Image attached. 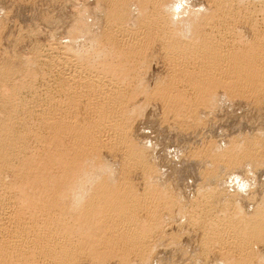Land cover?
<instances>
[{"label": "rangeland", "instance_id": "374dc122", "mask_svg": "<svg viewBox=\"0 0 264 264\" xmlns=\"http://www.w3.org/2000/svg\"><path fill=\"white\" fill-rule=\"evenodd\" d=\"M111 1L112 0H0V92H3L2 94L0 93V127L3 128L4 126L5 128V126H7L9 128L3 130L0 128V135L3 137L4 134L3 138H5V140L12 139L10 140V142L12 141L11 146L15 147V151L13 148V150H10L12 153L10 152V155L7 154V158L10 157L7 159V162L10 161V165L5 170L2 169V171H0V180H2L6 186L11 187L13 185V187H16L17 190L14 188V192H19L17 194L19 200L16 205L20 206H18V208L26 216L24 221L29 225L35 224L34 222L36 221L38 225L42 224L40 220L43 221V219L39 218H44V216H46L44 214L45 206L43 202H45V205L47 204L54 207L55 202L53 205L52 203H49L52 201V198L49 197V195L46 197V193L48 192V194L51 195L52 193L55 194L58 188L57 192H59L61 188H66L58 193L60 199L59 202L61 203L57 202L56 206L58 204L59 207H71L70 209L72 212H70L71 210L68 211L69 209L66 210L72 215L71 217L69 214L70 216L67 218L69 221H67V223L70 222V230L73 229V232L75 230L73 225L76 226V229H78L75 231L76 235L79 233L81 234L74 236L75 233L70 232L71 236L75 238L74 241L76 242V245H79L80 248L82 247L83 250H86L82 251V253L85 252V255L83 253L78 258L79 263L76 264H242L241 260L244 261L245 259H242L239 250L243 246L241 247L240 245V249L236 247L238 246V241L232 238V235H234L233 233H231L232 235L229 234L232 232V230L230 231L229 226L233 220H236L233 223H236L235 226L237 229H240L242 225L245 224L244 222L242 223L237 220L239 216L238 214H241V216H239V219L242 218L241 220H243L244 217L251 220L253 219V214L259 210L258 208H260V211L262 210L261 213H264V80L263 83L261 82L262 80L260 81L261 83L257 81L255 83L256 85L249 83L245 84V87L240 86L239 90L242 89L240 90L241 92L238 90L239 86L236 87L237 90L234 88L233 90L235 91H233L232 88L228 87L229 84L225 81L224 84L219 83V88L216 86L214 92H208L206 87L209 86V82L211 79H214V77H210L211 79H205L207 81L204 80L203 85L205 84V87L203 86V88L202 86H193L192 81L190 80L192 78V73L190 72H193V70L194 72L197 71L194 69L195 65H192V67L190 66L191 68L188 66L187 70H183L184 68L181 70L179 68L178 70L176 69L177 72H174L175 68H177L175 67L176 64L174 65V63H176L175 60L178 61L180 58L175 56V60H173L174 58L171 59V61L169 60V55H167L168 53L166 52L168 49H165L164 45H162V38L160 39L158 36L150 35V38L147 39L148 43L146 45L148 48H144L141 53H138L135 49L132 50L133 48H131L130 53L128 51L130 50V46L126 47L128 46L127 42L130 43L134 38L132 34L136 36L142 35L146 33L148 28H152L151 24V26L148 27L147 25L151 23L149 19L152 16V11H154V6H156L152 3L156 4V0H126L125 5L127 6L124 5L125 7H123L127 9L128 19L126 20L128 21L125 20L123 23L124 25L120 24V27H116L118 20H114L117 22H115V25L112 22L113 19H116L115 14L118 10L113 13L116 8L112 6L113 4ZM225 1L228 2V8L220 6L217 0H168L171 7H167V11L169 12L170 10V12L167 13L174 21L171 23L172 27L170 26V29L175 31L174 35L176 39L180 42L185 41L184 43L189 42L187 44H190L191 42L192 46V44H199L201 42L198 35L203 34L206 36L209 35L210 37L212 36L211 39H215L214 41L216 42L221 41L220 43L224 46L227 45L225 48H229L230 51L241 50L239 52H248L249 49V51L252 49L254 50V46L256 51V46L261 39L264 43V1ZM174 3H177V6H174ZM112 15L113 19L111 17ZM146 18H148V21ZM109 25L113 26V29L111 26L109 27ZM121 25H123V28ZM125 25L126 27H124ZM116 28L121 30H117ZM124 28H128V30H126H130L129 33L126 32ZM114 29L119 32H114ZM122 29L124 30V33ZM110 30L114 33L117 32L122 36L114 34L113 32L111 33ZM107 32H110V34ZM147 32L149 34H155L152 33L153 30L151 32L148 30ZM125 33L128 34L126 35ZM107 34L109 37H111L112 34L115 36L117 35L118 37L116 36V39L114 36L112 37L114 40H111L117 41V43H120V46L110 39H107ZM128 36L130 38H128ZM122 38L123 40L125 39L126 42H124L125 40H121ZM195 39H199V42L195 41ZM122 42L123 44L126 43L124 44L125 46ZM107 43H111L112 45H108ZM232 47L233 49H236L233 50ZM106 48L108 49V51L106 50L107 52L104 50ZM121 48L126 52L124 50V52H121ZM112 49H114V51ZM66 54L70 56L66 58ZM185 56L189 59L191 57L190 52L188 51L187 54L185 53ZM65 58L68 60H65ZM81 58L84 60L82 61ZM61 60L62 62H60ZM65 61L67 62L65 63ZM73 61L76 64H74ZM71 62L72 64L69 66ZM83 64L87 66H84ZM260 64H263V62L261 63L260 61L259 65ZM78 65L80 68L92 70V72H86L84 70L83 72L85 73H83V76H90V78L95 76V78H97L96 76L101 75L100 77H109L113 80L115 78L118 83L115 80L114 81L118 86L120 85V90H123L122 94H125L126 96V92H129L127 95V98H129L127 99L128 102L126 101V105L124 104L125 107H128V109H126L127 111L122 108V110L116 108V112L113 114L114 116H118L117 114H119L120 117H118L120 120L123 118L124 121L121 120L122 122H125L123 123V127L127 126L125 137L127 136L126 138L129 141H117V138L115 139L116 142L114 141L113 143L111 141H104L110 137V134L112 135V133L115 132L116 127L111 131L110 126H104V128L100 130L101 132H98L97 129L99 128H97V124L99 123L97 122V118H100V113H95V109H93L94 107L87 105V101L89 100L88 95H86L88 94L87 87L81 88V90L78 87V84L80 85L78 82H80L81 77H83L76 72L78 70L74 69H80L79 67L77 68ZM89 65L91 67H89ZM71 66H73V68ZM107 67L109 69H107ZM7 71H9V73H7ZM189 73L191 74L190 77ZM70 76L75 79H70ZM3 78H5L6 81L2 80ZM120 79H122V81ZM3 82L6 84L4 83L3 85ZM69 82L74 84L68 85ZM16 84H24L22 85L24 87L20 85L22 93L13 100L14 103H16L10 105L9 103L12 102H9L7 98L11 97L10 91H15L18 89L17 87H20H15ZM76 85L78 88H76ZM74 86L75 89H73ZM68 87H72V89H69ZM167 88L169 91L165 92L164 89L167 90ZM177 89L183 93V96L185 97V99L182 100H184V102L188 101L185 104L182 102L184 107L181 106V111L178 107L176 109V107L172 108V106H169L167 101H165L167 100L166 97L163 96L164 94H169L173 91L176 93ZM6 90L10 91L7 92ZM79 90L80 92H83V95ZM13 93L14 92H12V94ZM201 93H204V95ZM135 95H137V98ZM208 95H210V98H208ZM200 97L202 100L199 99ZM4 106L6 107L3 108ZM19 106L21 109L24 107L20 113L11 110L13 107L17 108ZM121 107H123V105H121ZM117 109L120 112H117ZM122 112H124V114ZM126 112H128V114ZM51 114L52 117H50ZM186 116L189 118L187 119ZM10 118L14 120H11ZM70 123L72 125L68 127V124ZM9 124L10 126H8ZM63 127H65L64 130ZM80 127H83L82 129L85 127H95L94 131L95 129L97 130V133L95 132V134L93 133L92 136H89L90 138H88V136L84 139L81 138L83 143L86 139L84 145L81 143V139H78V141L80 140L79 142L75 141L77 140L75 138L77 133L82 131ZM70 129H73L74 134H76L74 135L73 132H71L74 135L75 140L72 138L73 135L71 134V136L68 137ZM9 130H11V132H9ZM13 132L15 134L14 137ZM5 133L8 134L6 135L8 138L5 137ZM3 138L2 140H4ZM15 139L18 140V144L16 143L17 145L13 143V141H16ZM60 139H62V141ZM8 140H6L5 143L10 145ZM100 140L104 141V144H101ZM59 141L60 143H58ZM79 143H81V145H76ZM98 143L101 145H97ZM6 144H4V146L1 144L0 150L1 148L3 149V147H6ZM16 146H18V148H16ZM131 146L133 152L137 151L136 154L144 151L142 153H144L145 158L140 157L139 154V156L136 154L132 156V154H134L133 152L128 153ZM133 147L138 149L135 150ZM144 147L145 149H143ZM82 151L84 153H81ZM224 151L226 154L230 152L232 158L229 159L228 154V157L225 156V154H223ZM11 154L13 155L11 156ZM220 154L223 155L221 156ZM216 155L219 157H216ZM13 156H20L21 158L19 159V157L15 158ZM22 159L25 160V163H22L24 162V160L21 161ZM133 159H139V161L142 160L145 165L140 166L137 162L134 163L132 161ZM12 160H14V163ZM52 160H55V162ZM67 160H69V162ZM76 161H78V163ZM47 163L51 164L50 167L47 166L49 165ZM69 163L71 165L76 164V166H71ZM57 167H59V169ZM29 174L33 175L30 177ZM24 175L26 178H24ZM154 175L156 176L154 177ZM25 180H28V182ZM44 181L46 184L43 183ZM24 183L25 185L28 183V185L24 187ZM124 183L125 185L127 184L126 188H131V190L136 193H133L134 196L136 195L135 197H141L139 198L141 199L139 201H144L140 204L141 208H137L135 215L136 220L139 217L137 220L138 223L141 226L144 225L145 229L148 230L150 227V230H152H148L149 233L145 236V241L143 239L145 242V244L143 242V246H145V249H142L143 252L133 250L135 252L132 251L131 254L128 247H125L127 244L126 241L118 242L120 244L116 243L115 245V235L116 232H118L116 229L119 227L114 228L113 226L108 225L110 224L108 223L110 221H106L108 224L104 222L105 220H108V217L106 216L109 215L112 206L109 205V208L108 205L102 201L101 203L103 205L100 204V206L98 204L100 209L96 207V211L93 213L94 216L91 214L92 212L90 213L86 210L90 204L89 202L92 200L91 196L101 192L102 190L100 191L98 189H103L104 184H106L109 189L108 191L104 190L106 196L113 200L114 197L112 194H114L119 186L124 188ZM148 189L150 192L152 190L153 197L155 195L154 198H151L152 200L150 199L151 201H146L148 197L146 195L149 193V191H147ZM111 191L112 193H110ZM22 195L24 196L22 197ZM156 195L157 197L159 196L158 198L161 196L163 199H166L169 204L167 201V204H165V202L162 203V200L160 203L158 201L155 202V199H157ZM209 197L211 199H207ZM45 198H48L49 202L46 201L48 199L45 200ZM208 202L212 205H209ZM68 203L70 204V207L68 206ZM56 206L55 208H57ZM39 207H41V210L38 209ZM42 207H44V209ZM107 208H109V210ZM102 209L105 210L103 211ZM42 211L43 213H41ZM149 212L152 213V215ZM87 213L89 215L91 214L93 217L89 216ZM154 213L157 214L153 216ZM234 213L237 214V219H234L236 218ZM34 214L36 215L34 216ZM89 217L92 219H89ZM249 217H251V219ZM262 217L263 219L259 218V222H261L260 225L262 224V232L254 233L253 235H250V237L243 236V240L246 241H243L245 242V246H249L246 244L250 243L249 241L252 237L251 241H253L251 243L253 244L250 245L252 247H248L249 252L247 251V253L252 252L251 255L254 256L247 258L243 264L247 262L248 264H264V214H262ZM228 218H232V221H228ZM210 219L213 220L209 221ZM217 220H220V222ZM222 220L224 222H222ZM214 222L216 223L214 224ZM217 222H222V228L226 229L228 232L226 233L222 229V231L226 233H224L225 236L222 234L223 232L220 234V237L224 236L222 240H219L220 237H217L218 234L216 235L218 230L215 231V229L219 226ZM224 224H226L228 228L224 227L226 226ZM104 225L106 226L104 227ZM244 226L245 225H243V227ZM232 227L233 226H230L231 229ZM110 229L113 230L115 234H113ZM121 229L123 230V228ZM100 230L105 233H102ZM109 232H112L110 233L111 235H109ZM214 232V235L216 236L213 235V237L211 234ZM237 232H240V230ZM207 234H210L212 237L209 236V239ZM81 237L86 241L81 240ZM107 237L112 239L110 241H114L110 242ZM216 237L218 239H214L213 241L212 239ZM106 240L109 241L110 244ZM79 241L80 243H78ZM81 242H83V245ZM221 242L223 243L220 244ZM117 244L118 247L115 248ZM106 246L107 248H105ZM91 247H93L92 250L97 251H89V249L91 250ZM96 247L98 249H94ZM114 249L116 251H114ZM246 250L247 249L244 251ZM247 253L245 252V254ZM103 254L105 255L104 258L102 257Z\"/></svg>", "mask_w": 264, "mask_h": 264}, {"label": "bare ground", "instance_id": "6f19581e", "mask_svg": "<svg viewBox=\"0 0 264 264\" xmlns=\"http://www.w3.org/2000/svg\"><path fill=\"white\" fill-rule=\"evenodd\" d=\"M105 1V0H104ZM109 1V0H108ZM130 1V0H129ZM152 1V0H151ZM170 1V0H169ZM175 1H177V0H175ZM211 1V0H210ZM264 1V0H263ZM98 2V1H97ZM144 2V1H143ZM148 2V1H147ZM150 2V1H149ZM217 2H218V4L220 5V6H222V7H224V8H226L228 5V2H226L225 0H217ZM232 2V1H231ZM260 2V1H259ZM111 3L113 4L112 6L114 7V8H116L115 9V11H113V13H115L116 12V10H118L117 12H116V16H115V18L116 19H113V15L111 16L112 17V19H113V23H114V25H115V22L116 21H114V20H118V24L116 25V27L118 26V27H120L119 25L120 24H123L124 23V21L126 20V19H128L127 18V9L126 8H124L125 6H127V5H125V3H126V0H112L111 1ZM142 3V2H141ZM146 3V2H145ZM186 3V2H185ZM144 4V3H143ZM148 4V3H147ZM153 5H156V6H154V8H156V9H154L153 8V10L154 11H152L153 13H152V16H151V18L149 19L150 20V22L151 23H149V25H147V27L148 26H151L152 28H148V30H150V32L153 30V32L152 33H155V34H149L147 31L148 30H146V33H144V34H142V35H133L132 33V36L134 37L133 39H132V41L130 42V43H128L127 42V44H128V46H126V47H129L130 46V50H128L129 52L131 51V48H133L132 50H136L138 53H141L142 51H143V49L144 48H146L147 46V43H148V41H147V39L148 38H150V35H154V36H158V37H160V39L162 38V40L161 41H163V44L162 45H164V47H165V49L167 48L168 49V51H166L168 54L167 55H169L168 57H169V60L171 61V59H173V60H175V56H178L179 58H180V60H175L176 61V63H174V65L176 64V66L175 67H177V68H175V71L174 72H177L176 71V69L178 70L179 68L182 70L183 68V70H187V68H188V66L190 67H192V65L195 67L194 69H196L197 71L196 72H194V70H193V72L191 71L190 73H192V78H193V80H192V78L190 79L191 81H192V84H193V86L195 85V86H202V88H203V86L205 85H203V83H204V80L205 79H211L210 77H214V79H211V81L209 82V86H207L206 87V89H207V91L209 92H214L215 91V88H216V86H218V84L219 83H222V84H224V81L226 82V83H228L229 84V86L228 87H230V88H232V90L235 88V90H237V86H239L238 87V90H239V88H240V86L242 87V86H244L245 84H255L257 81H261L262 83H263V80H264V43L262 42L263 40L261 39L260 40V42H262V43H260L259 42V44H257V46H256V51H255V46H254V50L252 49L251 51H249L248 50V52H239V51H241V50H235V51H230V49L228 48V49H226L225 47L227 46H224L222 43H220L219 41H214L215 39H211V37L209 38L208 36H206V35H201L200 33V35H198V37H199V39L201 40V42L199 43V44H192V46H191V42H190V44H187V43H189V42H187V41H189V40H187L186 42L187 43H184L183 41H179L178 39H176V37H175V31H173L172 29H170V26L172 25L171 23L172 22H174L173 20H172V17H170V15L168 14L169 12H170V10H169V12L167 11V7H171V5H170V3L168 2V0H156V4L155 3H152ZM125 5V6H124ZM173 5V4H172ZM231 5V4H230ZM229 5V6H230ZM124 6V7H123ZM146 6V5H145ZM148 6V5H147ZM174 6H177V3H174ZM240 6V5H239ZM141 8V7H140ZM228 8V7H227ZM172 10V9H171ZM229 10V9H228ZM202 11V10H201ZM225 11V10H224ZM168 12V13H167ZM172 12H173V10H172ZM196 12V11H195ZM212 12V11H211ZM217 12V11H216ZM231 12V11H230ZM142 13V12H141ZM215 13V12H214ZM233 13V12H232ZM151 15V14H150ZM150 15H147V16H150ZM129 16V15H128ZM214 16V15H213ZM264 16V15H263ZM108 17V16H107ZM218 17V16H217ZM149 18V17H148ZM148 18H146L147 19V21H148ZM213 18V17H212ZM137 20V19H136ZM217 20V19H216ZM225 20V19H224ZM251 20V19H250ZM258 20V19H257ZM111 21V20H110ZM109 21V22H110ZM126 21H128V20H126ZM208 21V20H207ZM221 21V20H220ZM225 22V21H224ZM81 23V22H80ZM117 23V22H116ZM112 24V23H111ZM151 24V25H150ZM192 24V23H191ZM206 24V23H205ZM225 24V23H224ZM113 25V24H112ZM124 25V24H123ZM123 25H121L122 26V28H123ZM177 25V24H176ZM111 25H109V27H110ZM113 26H111V28H112ZM124 27H126V25L124 26ZM172 27V26H171ZM110 28V29H111ZM190 28V27H189ZM194 28V27H193ZM205 28V27H204ZM213 28V27H212ZM109 29V28H108ZM113 29V28H112ZM117 30H121V29H118V28H116ZM125 29V28H124ZM127 30H128V28H126ZM125 29V31L126 32H128L129 33V31H127ZM171 31H170V30ZM186 29V28H185ZM206 29V28H205ZM106 30V29H105ZM117 30H115L114 29V32L115 31H117ZM123 30V29H122ZM155 30V31H154ZM174 30H175V28H174ZM256 30V29H255ZM142 31V30H141ZM173 31V32H172ZM110 32H111V30H110ZM110 32L108 33V34H110ZM113 32V31H112ZM111 32V33H112ZM113 32V33H114ZM117 32H119V31H117ZM114 33V34H118V35H120V36H122L121 34H119V33ZM193 32H195V31H193ZM202 32V31H201ZM121 33V32H120ZM123 33H124V30H123ZM128 33H125L126 35L128 34ZM136 33V32H135ZM148 33V34H147ZM179 33V32H178ZM182 33V32H181ZM228 33V32H227ZM239 33V32H238ZM1 34V33H0ZM73 34V33H72ZM107 34V36H108V38L107 39H113L112 37H114L115 35L114 34H112L111 35V37H109V35ZM139 34H140V32H139ZM193 34V33H192ZM207 34V33H206ZM220 34V33H219ZM90 35V34H89ZM117 36V35H116ZM116 36L114 37L115 39H116ZM125 36V35H124ZM129 36H131V35H129ZM128 36V38H130ZM131 36V37H132ZM181 36V35H180ZM118 37V36H117ZM125 37H127V36H125ZM124 37V38H125ZM177 37H179V36H177ZM237 37V36H236ZM119 38H121V37H119ZM152 38V37H151ZM180 38V37H179ZM195 38V37H194ZM197 38V37H196ZM215 38V37H214ZM126 39V38H125ZM124 39V40H125ZM157 39V38H156ZM187 39V38H186ZM199 39L197 40V39H195V41H198L199 42ZM114 40V39H113ZM113 40H111V41H113ZM121 40H123V38L121 39ZM120 40V41H121ZM123 40V41H124ZM130 40V39H129ZM154 40V39H153ZM69 41V40H68ZM119 41V42H120ZM128 41V40H127ZM155 41V40H154ZM194 41V42H195ZM257 41V40H256ZM1 42V41H0ZM107 42H108V40H107ZM110 42V41H109ZM113 42H115L116 44H119L118 46H120V43H117V41H113ZM124 42H126V40L124 41ZM234 43V42H233ZM100 44V43H99ZM108 44V43H107ZM109 44H111V43H109ZM108 44V45H109ZM122 44H123V42H122ZM122 44H121V46H122ZM124 44H126V43H124ZM123 44V45H124ZM224 44H225V42H224ZM50 45V44H49ZM59 45V44H58ZM76 45V44H75ZM103 45H104V43H103ZM107 45V46H108ZM112 45V44H111ZM110 45V46H111ZM89 46V45H88ZM93 46V45H92ZM106 46V45H105ZM125 46V45H124ZM229 46H230V44H229ZM104 47V46H103ZM163 47V48H164ZM67 48V47H66ZM84 48V47H83ZM125 48V47H124ZM148 48V47H147ZM162 48V49H163ZM87 49V48H86ZM103 49V48H102ZM125 49H127V48H125ZM232 49H233V47H232ZM234 49H236V48H234ZM233 49V50H234ZM248 49V48H247ZM105 51L107 50L108 51V49L106 48V49H104ZM113 51H114V49H112ZM121 52H124L125 50L124 49H122L121 48ZM124 50V51H123ZM246 50V49H245ZM38 51H40V50H38ZM106 51V52H107ZM190 52V55H191V57L189 58L190 59V61H189V59H187V56L189 55H187V56H185V53L187 54V52ZM126 52V51H125ZM133 52H135V51H133ZM73 53V52H72ZM76 53V52H75ZM131 53V52H130ZM137 53V54H138ZM113 54V53H112ZM121 54V53H120ZM127 54V53H126ZM133 54V53H132ZM143 54V53H142ZM55 55V54H54ZM67 55V54H66ZM85 55V54H84ZM97 55V54H96ZM111 55V54H110ZM122 55V54H121ZM136 55V54H135ZM139 55V54H138ZM137 55V56H138ZM70 56V55H69ZM68 55H67V57L66 58H68L69 57ZM101 56H103V55H101ZM114 56V55H113ZM124 56V55H123ZM127 56V55H126ZM133 56V55H132ZM171 56V57H170ZM24 57V56H23ZM55 57V56H54ZM129 57V56H128ZM139 57V56H138ZM59 58H61V57H59ZM64 58V57H63ZM65 58V60H68V59H66ZM88 58V57H87ZM145 58V57H144ZM150 58V57H149ZM56 59V58H55ZM62 59V58H61ZM72 59V58H71ZM80 59V58H79ZM78 59V60H79ZM82 59V58H81ZM86 59V58H85ZM99 59H101V58H99ZM107 59V58H106ZM134 59V58H133ZM58 60V59H57ZM84 59H82V61H83ZM88 60V59H87ZM94 60V59H93ZM105 60V59H104ZM120 60V59H119ZM146 60V59H145ZM53 61V60H52ZM59 61V60H58ZM88 61H90V60H88ZM92 61V60H91ZM106 61V60H105ZM260 61H261V63L263 62V64H260L259 65V63H260ZM60 62H62V60L60 61ZM67 61H65V63H66ZM68 62H70V61H68ZM74 62V61H73ZM87 62V61H86ZM116 62V61H115ZM153 62V61H152ZM168 62V61H167ZM80 63H81V61H80ZM102 63V62H101ZM113 63V62H112ZM149 63V62H148ZM147 63V64H148ZM67 64H69V63H67ZM72 64V62L69 64V66ZM74 64H76L75 62H74ZM73 64V65H74ZM87 64V63H86ZM105 64V63H104ZM109 64V63H108ZM118 64V63H117ZM80 65H82V64H80ZM84 65V64H83ZM88 65V64H87ZM87 65H84V66H87ZM3 66V65H2ZM14 66V65H13ZM28 66V65H27ZM66 66H68V65H66ZM109 66V65H108ZM119 66V65H118ZM144 66V65H143ZM43 67V66H42ZM72 68H73V66H71ZM79 67V65L77 66V68ZM89 67H91L90 65H89ZM114 67V66H113ZM122 67V66H121ZM124 67V66H123ZM126 67V66H125ZM174 67V66H173ZM190 67V68H191ZM196 67H198V68H196ZM13 68V67H12ZM11 68V69H12ZM18 68V67H17ZM68 68V67H67ZM80 68V67H79ZM189 68V69H190ZM71 69V68H70ZM69 69V70H70ZM75 70H78V71H76L77 73H79L80 75H82L83 76V73H85V72H83L84 70L86 71V72H88V71H91L92 72V70H86V69H84V68H80V69H76V68H74ZM107 69H109L108 67H107ZM106 69V70H107ZM124 69V68H123ZM130 69V68H129ZM188 69V70H189ZM193 69V68H192ZM2 70V69H1ZM7 70H10V69H7ZM98 70H99V67H98ZM105 70V71H106ZM114 70V69H113ZM94 71V70H93ZM123 71H125V70H123ZM95 72V71H94ZM99 72V71H98ZM121 72V71H120ZM7 73H9V71H7ZM7 73L5 72V74L7 75ZM22 73V72H21ZM75 73V72H74ZM74 73H73V75H74ZM76 73V74H77ZM104 73V72H103ZM102 73V74H103ZM108 73V72H107ZM189 73V77L191 76V74ZM64 74V73H63ZM69 74V73H68ZM75 74V75H76ZM87 74V73H86ZM89 74V73H88ZM109 74V73H108ZM3 75H4V73H3ZM2 75V76H3ZM85 75V74H84ZM103 75H105V74H103ZM119 75H120V73H119ZM182 75V74H181ZM188 75V74H187ZM5 76V75H4ZM3 76V77H4ZM21 76V75H20ZM44 76V75H43ZM101 76V75H100ZM99 75L98 76H96L97 78H95V76L94 77H91L90 78V76L89 77H87V76H83V77H81V81L80 82H78V83H80V85L78 84V87H79V89L81 90V88H84V87H87V89H88V94H86V95H88V97H89V100L87 101V105H89L90 107L92 106V107H94L93 109H95V113L97 112V114H99L100 116V118H97L98 119V123L99 124H95L96 126H97V128H99V129H97L98 130V132L101 130V129H103L104 128V126L105 127H107V126H110V129H111V131H113L114 130V128L116 127V129H115V132L114 133H112V135L110 134V137L109 138H107L106 140H104V141H111L112 143L115 141V139L117 138V141L118 140H127V136L125 137V130H126V127L127 126H124L123 127V123H125V122H122V121H124L123 120V118H121V120L119 119V114H117L118 116H114L113 114H114V112H116L115 111V109L116 108H118V109H128V107H125L124 106V104H125V102L127 101V99H129V98H127L128 96V93L129 92H126L127 93V95L125 96V94H122V92H123V90L121 91L120 90V85L118 86V84H116V82L118 83V81H116L115 80V78H114V80L116 81H114L113 79H110L109 77L108 78H104V76L103 77H100ZM184 76V75H183ZM9 77V76H8ZM7 77V78H8ZM46 77V76H45ZM55 77V76H54ZM72 76H70V79H73L74 77H72ZM33 78V77H32ZM181 78V77H180ZM69 79V80H70ZM75 79V78H74ZM78 79V78H77ZM76 79V80H77ZM141 79V78H140ZM140 79H138V80H140ZM146 79V78H145ZM1 80V79H0ZM2 80H4V81H6L5 80V78H3ZM66 80H68V79H66ZM121 81H122V79H120ZM126 80V79H125ZM189 80V81H190ZM7 81H9V80H7ZM73 81V80H72ZM78 81V80H77ZM190 81V82H191ZM205 81H207V80H205ZM19 82H20V80H19ZM26 82V81H25ZM47 82V81H46ZM133 82V81H132ZM189 82V83H190ZM241 82H243V83H241ZM260 82V83H261ZM4 83L5 82H3L2 84L4 85ZM23 83H24V81H23ZM177 83V82H176ZM6 84V83H5ZM7 84H8V82H7ZM13 84H14V82H13ZM72 85V84H74V83H70L69 82V84L68 85ZM1 85V84H0ZM10 85V84H9ZM21 84H19V85H15V87H17V86H20ZM22 85H24V84H22ZM21 85V86H22ZM161 85V84H160ZM169 85V84H168ZM206 85H208V84H206ZM226 85V84H225ZM256 85V84H255ZM8 86V85H7ZM21 86L20 87H17L18 89H16L15 91H10L11 92V97H8L7 99L9 100V102H12V103H9L10 105H12L13 103H14V99L15 98H17V96L19 95H21V93H22V89H21ZM138 86V85H137ZM190 86V85H189ZM249 86V85H248ZM264 86V85H263ZM22 87H24V86H22ZM33 87H34V85H33ZM77 87V85H76V88H78ZM205 87V86H204ZM245 87V86H244ZM247 87V86H246ZM5 88H6V86H5ZM14 88V87H13ZM69 89H72V87H68ZM166 88V87H165ZM170 88V87H169ZM218 88H219V86H218ZM3 89V88H2ZM7 89H8V87H7ZM65 89H67V88H65ZM73 89H75V86H74V88ZM124 89V88H123ZM131 89V88H130ZM156 89V88H155ZM193 89H194V87H193ZM201 89V88H200ZM246 89V88H245ZM254 89V88H253ZM5 90V89H4ZM11 90H14V89H11ZM80 90H79V92H80ZM137 90V89H136ZM158 90V89H157ZM163 90V89H162ZM165 90V92H167V91H169L168 90V88H167V90L166 89H164ZM197 90V89H196ZM203 90V89H202ZM235 90H233V91H235ZM240 90H242V89H240ZM239 90V91H240ZM7 91V90H6ZM9 91H7V92H9ZM68 91V90H67ZM139 91V90H138ZM172 91V90H171ZM205 91V90H204ZM253 91V90H252ZM12 92H14L13 94H12ZM137 92V91H136ZM141 92V91H140ZM139 92V93H140ZM162 92V91H161ZM237 92V91H236ZM241 92V91H240ZM250 92V91H249ZM1 93V92H0ZM3 93V92H2ZM1 93V94H2ZM80 93H82V95H83V92H80ZM85 93H86V91H85ZM159 93H160V91H159ZM163 93V92H162ZM161 93V94H162ZM245 93V92H244ZM258 93V92H257ZM8 94V93H7ZM135 94V93H134ZM133 94V95H134ZM154 94V93H153ZM200 94V93H199ZM202 94V93H201ZM211 94H213V93H211ZM6 95V94H5ZM155 95V94H154ZM158 95V94H157ZM202 95H204V93L202 94ZM206 95H207V92H206ZM259 95V94H258ZM7 96V95H6ZM5 96V97H6ZM10 96V95H9ZM136 96V98H137V95H135ZM164 97H166V99L167 100H165V101H167V103H168V105L169 106H172V108L173 107H176V109H177V107H178V109H180V111H181V106H183V104H182V102L185 104V103H187L188 101H186V102H184V100H182V99H185V97L183 96V93H181L180 91H178V89H177V91H176V93L173 91V92H171V93H166V94H164L163 95ZM162 96V97H163ZM209 97L208 98H210V95H208ZM1 97V96H0ZM3 97V96H2ZM46 97V96H45ZM88 97H87V99H88ZM202 97V96H201ZM199 98L200 100H202V98ZM205 97V96H204ZM218 97V96H217ZM132 98V97H131ZM135 98V99H136ZM19 99H20V97H19ZM41 99V98H40ZM72 99V98H71ZM86 99V100H87ZM156 99V98H155ZM12 100V101H11ZM133 100V99H132ZM168 100H169V102H168ZM197 100H198V98H197ZM203 100H204V98H203ZM81 101V100H80ZM212 101V100H211ZM19 102H21V101H19ZM128 102V101H127ZM134 102V101H133ZM164 102V101H163ZM16 103V102H15ZM14 103V104H15ZM22 103V102H21ZM20 103V104H21ZM28 103V102H27ZM26 103V104H27ZM30 103V102H29ZM130 103V102H129ZM143 103V102H142ZM198 103V102H197ZM205 103V102H204ZM9 104H8V106H9ZM51 104V103H50ZM63 104V103H62ZM72 104V103H71ZM82 104V103H81ZM4 105V104H3ZM6 105V104H5ZM24 105V104H23ZM22 105V106H23ZM86 105V106H87ZM121 105H123V107H121ZM126 105V104H125ZM167 105V104H166ZM173 105H176V106H173ZM187 105V104H186ZM210 105V104H209ZM14 106H16V105H14ZM88 106V107H89ZM119 106H120V108H119ZM130 106V105H129ZM6 106H4L3 108H5ZM43 107V106H42ZM89 107V108H90ZM184 107V106H183ZM10 108H12V107H10ZM24 108V107H23ZM22 108V109H23ZM38 108V107H37ZM61 108H63V107H61ZM171 108V107H170ZM21 109V107L19 106V107H13L11 110H15V111H13V112H19L20 113V111L22 110ZM26 109V108H25ZM79 109V108H78ZM117 109V110H118ZM121 109V110H122ZM192 109V108H191ZM60 110V109H59ZM58 110V111H59ZM67 110H69V109H67ZM86 110V109H85ZM96 110H98V111H96ZM170 110V109H169ZM55 111V110H54ZM53 111V112H54ZM64 111H66V110H64ZM127 111V110H126ZM197 111V110H196ZM52 112V113H53ZM117 112H120L119 110L117 111ZM141 112V111H140ZM172 112V111H171ZM176 112V111H175ZM11 113V112H10ZM50 113V112H49ZM48 113V114H49ZM56 113V112H55ZM94 113V112H93ZM123 114H124V112H122ZM127 114H128V112H126ZM7 114V113H6ZM13 114V113H12ZM15 114V113H14ZM43 114V113H42ZM41 114V115H42ZM45 114V113H44ZM69 114V113H68ZM182 114V113H181ZM191 114V113H190ZM1 115V114H0ZM10 115V114H9ZM19 115V114H18ZM21 115V114H20ZM46 115H47V113H46ZM45 115V116H46ZM126 115V114H125ZM48 116V115H47ZM50 116V115H49ZM56 116V115H55ZM54 116V117H55ZM95 116V115H94ZM134 116V115H133ZM12 117V116H11ZM42 117V116H41ZM50 117H52V114H51V116ZM68 117V116H67ZM95 117H97V116H95ZM94 117V118H95ZM183 117V116H182ZM195 117V116H194ZM5 118H7V117H5ZM46 118V117H45ZM125 118V117H124ZM181 118V117H180ZM186 118H187V116H186ZM189 118V117H188ZM187 118V119H188ZM11 119V118H10ZM24 119H25V117H24ZM70 119V118H69ZM125 119H127V118H125ZM176 119V118H175ZM11 120H14V119H11ZM16 120V119H15ZM45 120V119H44ZM63 120H65V119H63ZM62 120V121H63ZM10 121V120H9ZM55 121V120H54ZM61 121V122H62ZM79 121V120H78ZM77 121V122H78ZM126 121V120H125ZM3 122V121H2ZM17 122V121H16ZM48 122V121H47ZM135 122V121H134ZM180 122V121H179ZM11 123H12V121H11ZM55 123V122H54ZM65 123H66V121H65ZM13 124V123H12ZM85 124V123H84ZM44 125H46V124H44ZM72 124L70 123V124H68V127H70ZM126 125V124H125ZM8 126H10V124L8 125ZM14 127H15V125H14ZM44 127V126H43ZM60 127H61V125H60ZM88 127V126H87ZM87 127H85V128H87ZM132 127V126H131ZM2 130L3 129H7L8 127L7 126H5V128H4V126H3V128L2 127H0ZM12 128H13V126H12ZM56 128V127H55ZM64 128L65 127H63V130H64ZM76 128V127H75ZM81 128V127H80ZM80 128H79V131H80ZM83 128V127H82ZM81 128V129H82ZM82 129V131L81 132H78L77 133V135L76 134H74V132H73V129H70V133H69V135H68V137H70L71 135H76V139L77 140H75V138H74V135H73V137L72 138H74V140L75 141H77V142H79L78 141V139H81V138H85L86 136H88V138H90L89 136H92V134L94 133L95 134V132L97 131L96 129H95V131H94V128H87V129ZM9 129V128H8ZM11 129V128H10ZM14 129V128H13ZM68 129V128H67ZM77 129V128H76ZM109 129V128H108ZM109 129V130H110ZM113 129V130H112ZM62 130V131H63ZM66 130V129H65ZM85 130V131H84ZM78 131V130H77ZM117 131V132H116ZM9 132H11V130H9ZM33 132V131H32ZM71 132H73V134L71 133ZM101 132V131H100ZM67 133V134H68ZM97 133V132H96ZM13 134H14V132H13ZM17 134H19V133H17ZM25 134V133H24ZM27 134V133H26ZM57 134V133H56ZM71 134V135H70ZM6 135H8L7 133H5V137H6ZM11 135V134H10ZM21 135V134H20ZM28 135V134H27ZM99 135H100V133H99ZM15 136V134L13 135V137ZM23 136V135H22ZM38 136V135H37ZM36 136V137H37ZM3 137H4V134H3ZM1 135H0V145L2 144L3 146H4V144H6L5 142H6V140H8V139H6L5 140V138H3ZM12 137V138H13ZM36 137H35V139H36ZM58 137H60V136H58ZM105 137H107V136H105ZM130 137V136H129ZM2 138L4 139V140H2ZM6 138H8V137H6ZM24 138V137H23ZM61 138V137H60ZM93 138V137H92ZM95 138V137H94ZM98 138V137H97ZM125 138V139H124ZM42 139H43V137H42ZM68 139V138H67ZM131 139V138H130ZM10 140H12V139H10ZM10 140H8L9 142H10ZM13 140H14V138H13ZM16 141H13V143H15V145H17L18 143V140L17 139H15ZM53 140V139H52ZM61 141H62V139H60ZM86 140V139H85ZM85 140H84V143H85ZM97 140V139H96ZM102 140V139H101ZM100 140V142H101V144H104L103 142L104 141H101ZM24 141V140H23ZM41 141V140H40ZM66 141V140H65ZM83 140L81 139V143H83L82 142ZM89 141V140H88ZM93 141V140H92ZM127 141H129V140H127ZM126 141V142H127ZM8 142V143H9ZM20 142V141H19ZM27 142V141H26ZM76 142V143H77ZM116 142V141H115ZM124 142V141H123ZM12 141L9 143L10 145H7L6 144V147H3V149L1 148V150H0V171H2V169H6V168H8V166L10 165V161L9 162H7V159L8 158H10V157H8L7 158V154H9L11 151V149L13 150V148H14V151H15V147H13V146H11L12 144ZM17 143V144H16ZM52 143V142H51ZM58 143H60V141L58 142ZM63 143V142H62ZM81 143H79V144H76V145H81ZM84 143H83V145H84ZM129 143V142H128ZM134 143V142H133ZM100 144V145H101ZM111 144V143H110ZM239 144V143H238ZM14 145V144H13ZM14 145V146H15ZM87 145V144H86ZM95 145V144H94ZM97 145H99V143L97 144ZM99 145V146H100ZM108 145V144H107ZM126 145V144H125ZM131 145H132V143H131ZM138 145V144H137ZM237 145V144H236ZM22 146V145H21ZM43 146V145H42ZM49 146V145H48ZM57 146H59V145H57ZM104 146V145H103ZM112 146V145H111ZM110 146V147H111ZM145 146V145H144ZM1 147V146H0ZM20 147V146H19ZM62 147V146H61ZM64 147V146H63ZM81 147V146H80ZM83 147V146H82ZM87 147V146H86ZM95 147V146H94ZM98 147V146H97ZM106 147V146H105ZM108 147V146H107ZM227 147V146H226ZM16 148H18V146H16ZM23 148V147H22ZM50 148H51V146H50ZM56 148H58V147H56ZM72 148V147H71ZM74 148H75V146H74ZM116 148V147H115ZM135 150H137L138 148H136V147H133ZM63 149V148H62ZM73 149V148H72ZM83 149V148H82ZM92 149V148H91ZM107 149V148H106ZM143 149H145V147L143 148ZM236 149V148H235ZM58 150V149H57ZM133 149H132V146L130 147V149H129V152L128 153H132L133 151H132ZM257 150V149H256ZM17 151V150H16ZM20 151V150H19ZM70 151V150H69ZM73 151V150H72ZM77 151H78V149H77ZM77 151H75V152H77ZM142 151V150H141ZM140 151V152H141ZM238 151V150H237ZM260 151V150H259ZM52 152V151H51ZM65 152V151H64ZM66 152H67V150H66ZM71 152V151H70ZM79 152V151H78ZM77 152V153H78ZM85 152H87V151H85ZM101 152V151H100ZM110 152H111V150H110ZM138 152H139V150H138ZM142 152H144V151H142ZM138 153L139 155H140V157H142V158H145L144 156V153ZM227 152V151H226ZM12 153V152H11ZM16 153V152H15ZM53 153H55V152H53ZM69 153V152H68ZM81 153H84L83 151L81 152ZM134 154H132V156L133 155H135L136 153H137V151L136 152H133ZM232 153V152H231ZM234 153V152H233ZM260 153V152H259ZM13 154H14V152H13ZM13 154H11V156L13 155ZM17 154V153H16ZM56 154V153H55ZM71 154H73V153H71ZM138 154H136L137 156H139ZM223 154H225V156H227V154L229 155V159H231L232 158V156H231V154H230V152L229 153H225V151H224V153ZM222 154V155H223ZM10 155V154H9ZM18 155V154H17ZM20 155H22V154H20ZM43 155V154H42ZM62 155V154H61ZM60 155V156H61ZM221 155V154H220ZM221 155V156H222ZM51 156V155H50ZM71 156V155H70ZM76 156V155H75ZM125 156V155H124ZM220 156V157H221ZM257 156V155H256ZM261 156V155H260ZM3 157V158H2ZM13 157H15V156H13ZM16 157H19V159L21 158L20 156H16ZM15 157V158H16ZM23 157V156H22ZM42 157V156H41ZM216 157H219V156H217L216 155ZM235 157V156H234ZM5 158V159H4ZM24 158V157H23ZM61 158V157H60ZM141 158V159H142ZM148 158V157H147ZM18 159V160H19ZM50 159V158H49ZM69 159V158H68ZM71 159H72V157H71ZM76 159H77V157H76ZM93 159V158H92ZM221 159V158H220ZM18 160H16V161H18ZM24 159H22L21 161H23ZM105 160V159H104ZM232 160H234V159H232ZM20 161V162H21ZM45 161H47V160H45ZM53 161V160H52ZM58 161V160H57ZM68 162H69V160H67ZM66 161V162H67ZM74 161H75V159H74ZM82 161V160H81ZM134 163L135 162H137V164H140V166L142 165H145L144 164V162L141 160V161H139V159L138 160H136V159H133L132 160ZM229 161V160H228ZM227 161V162H228ZM235 161V160H234ZM12 162L14 163V160H12ZM19 162V161H18ZM48 162V161H47ZM51 162V161H50ZM53 162H55V160L53 161ZM61 162V161H60ZM62 162H63V160H62ZM77 163H78V161H76ZM109 162V161H108ZM128 162H130V161H128ZM233 162V161H232ZM236 162V161H235ZM12 163V164H13ZM22 163H25V160H24V162H22ZM42 163V162H41ZM45 163V162H44ZM43 163V164H44ZM74 163V162H73ZM82 163H83V161H82ZM229 163V162H228ZM231 163V162H230ZM47 164H49V163H47ZM129 164V163H128ZM232 164H234V163H232ZM240 164V163H239ZM15 165V164H14ZM26 165V164H25ZM34 165V164H33ZM32 165V166H33ZM37 165H40V164H37ZM50 165L51 164H49V165H47V166H49L50 167ZM69 165H71L70 163H69ZM75 166H76V164H74ZM74 165H71V166H74ZM77 165H79V164H77ZM97 165V164H96ZM112 165V164H111ZM136 165V164H135ZM238 165V164H237ZM56 166V165H55ZM21 167V166H20ZM29 167V166H28ZM62 167V166H61ZM70 167V166H69ZM79 167V166H78ZM105 167V166H104ZM147 167V166H146ZM21 168H23V167H21ZM33 168V167H32ZM56 168V167H55ZM58 169H59V167H57ZM63 168V167H62ZM75 168V167H74ZM81 168V167H80ZM148 168V167H147ZM150 168V167H149ZM243 168V167H242ZM12 169H13V167H12ZM24 169V168H23ZM103 169V168H102ZM8 170V169H7ZM11 170V169H10ZM36 170V169H35ZM77 170V169H76ZM130 170V169H129ZM153 170H155V169H153ZM38 171H39V169H38ZM43 171H44V168H43ZM48 171V170H47ZM64 171V170H63ZM66 171V170H65ZM69 171V170H68ZM82 171V170H81ZM32 172V171H31ZM37 172V171H36ZM62 172V171H61ZM77 172H79V171H77ZM146 172V171H145ZM21 173V172H20ZM28 173V172H27ZM38 173V172H37ZM44 173H46V172H44ZM82 173V172H81ZM114 173V172H113ZM155 173V172H154ZM200 173V172H199ZM22 174V173H21ZM49 174V173H48ZM16 175V174H15ZM25 175H28V174H25ZM24 175V176H25ZM31 175H33V174H31ZM31 175L29 174V176L31 177ZM76 175V174H75ZM6 176V175H5ZM35 176V175H34ZM43 176V175H42ZM64 176V175H63ZM125 176V175H124ZM156 175H154V177H155ZM54 177H55V175H54ZM57 177V176H56ZM75 177V176H74ZM77 177H79V176H77ZM107 177V176H106ZM145 177V176H144ZM24 178H26V176L24 177ZM44 178H46V177H44ZM53 178V177H52ZM59 178V177H58ZM81 178V177H80ZM146 178H149V177H146ZM234 178V177H233ZM237 178V177H236ZM54 179V178H53ZM69 179V178H68ZM159 179V178H158ZM18 180H20V179H18ZM22 180V179H21ZM59 180V179H58ZM72 180V179H71ZM77 180H79V179H77ZM76 180V181H77ZM111 180H112V178H111ZM114 180V179H113ZM149 180V179H148ZM151 180V179H150ZM154 180V179H153ZM23 181V180H22ZM26 181V180H25ZM32 181H33V179H32ZM45 181H47V180H45ZM45 181L43 182L44 184H46L45 183ZM53 181V180H52ZM56 181V180H55ZM12 182V181H11ZM16 182V181H15ZM26 182H28V180L26 181ZM30 182V181H29ZM35 182V181H34ZM57 182V181H56ZM80 182V181H79ZM105 182V181H104ZM112 182V181H111ZM155 182V181H154ZM235 182V181H234ZM10 183V182H9ZM19 183V182H18ZM33 183V182H32ZM39 183V182H38ZM74 183V182H73ZM76 183V182H75ZM151 183V182H150ZM34 184V183H33ZM58 184V183H57ZM56 184V185H57ZM60 184V183H59ZM108 184V183H107ZM2 185H4V186H2ZM17 185H19V184H17ZM26 185H28V183H26ZM25 185V183H24V187L26 186ZM55 185V186H56ZM67 185V184H66ZM72 185V184H71ZM103 185V184H102ZM119 185V184H118ZM124 185H125V183H124ZM127 185V184H126ZM126 185L124 186V188L123 187H120L119 186V188H117L116 189V191L114 192V194H112L113 195V200L111 199H109V197H107L106 196V194H105V191H108L109 189H108V187H107V185L106 184H104V188L103 189H98V190H102L101 192H99V193H96V194H94L93 196H91L92 198V200H91V202H89V201H87V202H89L90 204H89V206L86 208V210H88L87 212H92L91 214L93 215V213H95L94 211H96L95 209H96V207H98L99 208V205L100 204H102L101 202L102 201H104V203L105 204H107L108 205V207L110 208V206H112L111 208H112V213H111V208H110V213H111V215H110V213H109V215H107L106 217H108L107 219L108 220H105L104 222H106V221H110V222H108V223H110V224H108L107 222V224L108 225H110V226H113L114 228L116 227V228H118V229H116V231H118V232H116V235H115V240H116V242H114L115 243V245H116V243H118V242H122V241H126V246L125 247H128V250L129 251H131V254H132V251L133 250H138V251H142V249L145 247V246H143V242L145 241V236L147 235V233H149V231L148 230H150L151 228L149 227L148 228V230L147 229H145L144 227V225H140L139 223H138V218H137V220H136V211H137V208H139L140 207V204H141V202L143 201H139V200H141V199H139V198H141V197H135L134 196V194H136V193H134L133 192V190H131V188H126ZM157 185V184H156ZM225 185V184H224ZM240 185H242V184H240ZM21 186V185H20ZM58 186H60V185H58ZM74 186V185H73ZM80 186V185H79ZM110 186V185H109ZM111 186H112V184H111ZM129 186V185H128ZM165 186V185H164ZM18 187V186H17ZM28 187V186H27ZM33 187V186H32ZM49 187V186H48ZM71 187V186H70ZM158 187V186H157ZM16 189V187H13V185L10 187V186H6L5 184H4V182L2 181V180H0V264H76V263H79V260H78V258L84 253V255H85V252H83L82 253V251H84L83 249H82V247L80 248L79 247V245L77 246L76 245V242L74 241L75 240V238L73 237V236H71V233H75V231L76 230H78V229H76V226H74L73 225V227L75 228V230H74V232H73V229H71L70 230V222L69 223H67V221H69V220H67V218L71 215L70 214V212H72V210L70 209L71 207H70V202L68 203L69 205V207L70 208H68V207H59L58 206V204H57V206H56V203L57 202H59L60 201V199H59V197H58V193L60 192V191H63V189H66V188H61L60 190H59V192H57L58 191V189H57V191H56V193H57V195H56V193L54 194V193H52L51 195L50 194H48V192L46 193L47 194V196L46 197H48V195H49V197H51L52 198V201L51 202H49V199L48 198H45V200L46 199H48V200H46V201H48L49 203H52V205L54 204V202H55V205H54V207H52L51 205H45V202H43L44 203V206H45V215L46 216H44L43 214V216H44V218H39V219H43V221L42 220H40L41 222H42V224L41 225H38L36 222H34L35 224H32V225H29L28 223L26 224L25 223V221H24V219H25V214H23V212L18 208V206L16 205V204H18V197H17V194L19 193V192H17V193H15L14 192V190ZM22 188H23V186H22ZM31 188V187H30ZM52 188V187H51ZM74 188V187H73ZM102 188V187H101ZM106 188H107V190H106ZM111 188V187H110ZM116 188V187H115ZM154 188V187H153ZM25 189V188H24ZM49 189V188H48ZM149 189H151V188H149ZM149 189L147 190V191H149ZM160 189V188H159ZM162 189V188H161ZM172 189V188H171ZM17 190V189H16ZM20 190V189H19ZM18 190V191H19ZM22 190V189H21ZM27 190V189H26ZM40 190V189H39ZM105 190V191H104ZM138 190V189H137ZM66 191V190H65ZM94 191V190H93ZM136 191V190H135ZM147 191H146V193H147ZM158 191V190H157ZM162 191H164V190H162ZM25 192V191H24ZM39 192V191H38ZM67 192V191H66ZM200 192V191H199ZM211 192V191H210ZM235 192V191H234ZM107 193V192H106ZM110 193H112V191L110 192ZM110 193H108V194H110ZM134 193V194H133ZM176 193V192H175ZM24 194V193H23ZM31 194V193H30ZM40 194V193H39ZM45 194V195H46ZM61 194V193H60ZM64 194H68V193H64ZM77 194V193H76ZM107 194V195H108ZM159 194V193H158ZM210 194V193H209ZM208 194V195H209ZM212 194V193H211ZM237 194V193H236ZM41 195V194H40ZM63 195V194H62ZM78 195V194H77ZM153 195V192H152V190H151V192L149 191V193H147V195L146 196H148L147 197V199H146V201H151L152 199L151 198H154L155 197V195H154V197L152 196ZM207 195V196H208ZM24 195H22V197H23ZM26 196V195H25ZM37 196V195H36ZM39 196V195H38ZM81 196V195H80ZM109 196V195H108ZM254 196V195H253ZM64 197V196H63ZM69 197V196H68ZM144 197H145V195H144ZM156 197H157V195H156ZM159 197V196H158ZM157 197V199H155V202H162V203H164L165 202V204H167L168 203V201L166 200V199H163L161 196H160V198H158ZM183 197V196H182ZM20 198V197H19ZM25 198V197H24ZM23 198V199H24ZM27 198V197H26ZM31 198H32V196H31ZM50 198V199H51ZM82 198V197H81ZM162 198V199H161ZM195 198V197H194ZM44 199V198H43ZM62 199V198H61ZM151 199V200H150ZM160 199V200H159ZM170 199V198H169ZM175 199V198H174ZM207 199H211L210 197L209 198H207ZM235 199V198H234ZM35 200V199H34ZM42 200V199H41ZM44 200V201H45ZM65 200V199H64ZM70 200V199H69ZM154 200V199H153ZM162 200V201H161ZM171 200V199H170ZM195 200V199H194ZM214 200V199H213ZM28 201V200H27ZM40 201V200H39ZM166 201H167V203H166ZM176 201V200H175ZM210 201V200H209ZM30 202H32V201H30ZM29 202V203H30ZM64 202V201H63ZM144 202V201H143ZM154 202V201H153ZM177 202V201H176ZM197 202V201H196ZM20 203V202H19ZM23 203V202H22ZM26 203V202H25ZM39 203V202H38ZM42 203V204H43ZM47 203V202H46ZM59 203H61V202H59ZM76 203V202H75ZM146 203V202H145ZM209 203V202H208ZM32 204V203H31ZM37 204V203H36ZM41 204V203H40ZM99 204V205H98ZM144 204V203H143ZM169 204V203H168ZM172 204V203H171ZM201 204V203H200ZM211 203H209V205H210ZM258 204V203H257ZM263 204V203H262ZM35 205V204H34ZM61 205V204H60ZM62 205H63V203H62ZM103 205V204H102ZM110 205V206H109ZM194 205V204H193ZM212 205V204H211ZM31 206V205H30ZM38 206V205H37ZM43 206V205H42ZM55 206L57 207V208H55ZM64 206V205H63ZM101 206V205H100ZM145 206V205H144ZM151 206V205H150ZM170 206V205H169ZM168 206V207H169ZM234 206V205H233ZM20 207V206H19ZM104 207H106V206H104ZM166 207V206H165ZM175 207V206H174ZM173 207V208H174ZM257 207H258V205H257ZM22 208H23V206H22ZM37 208V207H36ZM43 209H44V207H42ZM65 208V209H64ZM109 208H107L108 210H109ZM141 208V207H140ZM180 208V207H179ZM219 208V207H218ZM217 208V209H218ZM227 208V207H226ZM38 209H40L41 210V207H39ZM69 209V210H68ZM74 209V208H73ZM100 209V208H99ZM106 209V210H107ZM155 209H156V207H155ZM202 209V208H201ZM212 209H213V207H212ZM259 209V210H258ZM257 210V212H255L253 215V219H251V217H249L251 220H249L248 218H246V217H244L243 218V220H241V219H239V216H241V214H238L239 216H238V219H237V214H235V217L236 218H234V219H237V220H239V222L241 221L242 223L244 222L245 224H243V225H245L244 227H243V225H242V227L240 228V229H237V227L235 226V224L236 223H233V222H235L234 220L232 221V218L230 219V218H228V221H232V223H230V226H233L232 227V229L230 228V226H229V229H230V231L232 230V232H230L229 234H231V233H233L234 235H232L233 237V239L235 240H237L238 241V246H236V247H240V245H241V249L239 250L240 252H241V256H242V259H247V258H249L250 256H253V255H251V253L252 252H250V253H247V251L249 252V250H248V247H252V246H250L251 244H253V243H251L252 241H251V239H252V237L250 238V243L248 244H246V245H249V246H245L244 244H245V240H243V236L244 237H250V235H253L254 233H257V232H262V224L260 225V223L261 222H259V220L262 218L263 219V217H262V214H264V213H261V211H260V208H258ZM262 209V208H261ZM24 210V209H23ZM27 210V209H26ZM35 210V209H34ZM66 210H68V211H70V212H68V211H66ZM83 210V209H82ZM103 210V209H102ZM105 210V209H104ZM103 210V211H104ZM107 210V211H108ZM182 210V209H181ZM219 210V209H218ZM232 210V209H231ZM84 211V210H83ZM99 211V210H98ZM106 211V212H107ZM202 211V210H201ZM233 211V210H232ZM28 212V211H27ZM31 212V211H30ZM36 212V211H35ZM101 212V211H100ZM105 212V213H106ZM41 213H43V211L41 212ZM41 213H40V215H41ZM104 213V214H105ZM150 213V212H149ZM162 213V212H161ZM172 213V212H171ZM238 213V212H237ZM244 213V212H243ZM70 214V215H69ZM88 214V213H87ZM86 214V215H87ZM91 214L89 215V216H91ZM98 214V213H97ZM106 214H108V213H106ZM105 214V215H106ZM151 215H152V213H150ZM157 214V213H156ZM155 213H154V215L153 216H155L156 215ZM178 214V213H177ZM184 214V213H183ZM234 214H232V215H234ZM36 214H34V216H35ZM196 215H198V214H196ZM81 216V215H80ZM94 216V215H93ZM93 216H91V217H93ZM161 216V215H160ZM217 216V215H216ZM245 216V215H244ZM33 217V216H32ZM71 217H72V215H71ZM85 217V216H84ZM88 217V216H87ZM96 217V216H95ZM105 217V216H104ZM172 217V216H171ZM232 217V216H231ZM242 217H243V215H242ZM154 218V217H153ZM170 218V217H169ZM225 218H226V216H225ZM246 218V219H245ZM260 218V219H259ZM38 219V218H37ZM89 219H92V218H90L89 217ZM100 219V218H99ZM103 219V218H102ZM158 219V218H157ZM230 219V220H229ZM248 219V220H247ZM33 220V219H32ZM73 220V219H72ZM84 220V219H83ZM88 220V219H87ZM153 220V219H152ZM155 220H156V218H155ZM189 220V219H188ZM193 220V219H192ZM213 220V219H212ZM211 219L209 220V221H212ZM226 220V219H225ZM81 221V220H80ZM96 221V220H95ZM217 221H219L220 222V220H217ZM93 222V221H92ZM101 222V221H100ZM140 222V221H139ZM222 222H224L223 220H222ZM218 223L217 222V224H219V226H217V229H215V231H217L218 233H216V235H217V237H220V234L223 232L222 231V229L226 232V233H228L227 232V230L226 229H224V228H222L223 227V223ZM250 222H252V223H250ZM33 223V222H32ZM76 223V222H75ZM105 223V224H106ZM152 223V222H151ZM154 223H155V221H154ZM213 223V222H212ZM216 222H214V224H215ZM225 223H227V222H225ZM229 223V222H228ZM238 223V222H237ZM68 224H69V226H68ZM95 224V223H94ZM99 224V223H98ZM198 224V223H197ZM232 224V225H231ZM208 225H210V224H208ZM224 225H226V224H224ZM229 225V224H228ZM82 226V225H81ZM84 226V225H83ZM106 225H104V227H105ZM160 226V225H159ZM207 226V225H206ZM211 226V225H210ZM112 227V228H113ZM224 227H227L228 228V226L226 225V226H224ZM121 228H123V230L121 229ZM197 228V227H196ZM82 229V228H81ZM105 229H107V228H105ZM211 229V228H210ZM228 229V230H229ZM242 229V230H241ZM104 230V229H103ZM115 230V229H114ZM238 230H240V232H237ZM101 231V230H100ZM110 231H112L113 232V234H115V232L113 231V230H111L110 229ZM150 231H152V230H150ZM211 231V230H210ZM237 232V233H234V232ZM71 232V233H70ZM79 232V231H78ZM83 232V231H82ZM102 232V231H101ZM107 232H108V230H107ZM112 232H109V235H111L110 233H112ZM209 232V231H208ZM225 232H223L222 234H224ZM102 233H105V232H102ZM211 233V232H210ZM225 233V234H226ZM95 234V233H94ZM152 234V233H151ZM215 234V232L214 233H212L211 235L213 236ZM225 234H224V236H225ZM264 234V233H263ZM78 235H81L80 233L78 234ZM78 235H76V233L74 234V236H78ZM102 235H104V234H102ZM208 235V234H207ZM210 234L208 235V238L210 239V237H212ZM216 235H214V236H216ZM228 235V234H227ZM86 236H88V235H86ZM158 236V235H157ZM210 236V237H209ZM213 236V237H214ZM224 236H222V237H220V239L219 240H222V238H224ZM255 236V235H254ZM73 237V238H72ZM84 237V236H83ZM83 237H81L80 239L81 240H83V241H86ZM89 237V236H88ZM87 237V238H88ZM108 237H110V236H108ZM107 237V238H108ZM213 238L212 240L214 241V239L216 240V239H218V238ZM77 238V237H76ZM91 238V237H90ZM103 238V237H102ZM107 238H105V239H107ZM163 238V237H162ZM239 238V239H238ZM89 239V238H88ZM109 239V241L110 240H112V239H110V238H108ZM107 239V240H108ZM114 239V238H113ZM143 239H144V241H143ZM246 239V238H245ZM248 239V238H247ZM254 239V238H253ZM78 240V239H77ZM91 240H92V238H91ZM106 240V241H107ZM164 240V239H163ZM173 240V239H172ZM233 240V241H234ZM249 240V239H248ZM109 241H107V242H109ZM114 241V240H113ZM113 241H110V242H113ZM204 241V240H203ZM232 241V242H233ZM236 241V242H237ZM243 241H245V242H243ZM75 242V243H74ZM91 242V241H90ZM110 242H109V244H110ZM147 242V241H146ZM226 242V241H225ZM235 242V241H234ZM258 242V241H257ZM78 243H80V241L78 242ZM82 243V245H83V242H81ZM223 242H221L220 244H222ZM231 243V242H230ZM93 244V243H92ZM113 244V243H112ZM118 244H120V243H118ZM118 244H117V246H115V248L116 247H118ZM124 244V243H123ZM144 244H145V242H144ZM150 244V243H149ZM205 244V243H204ZM234 244V243H233ZM81 245V244H80ZM94 245V244H93ZM125 245V244H124ZM151 245V244H150ZM236 245V244H235ZM95 246V245H94ZM103 246V245H102ZM223 246V245H222ZM225 246V245H224ZM104 247V246H103ZM122 247V246H121ZM124 247V246H123ZM142 247V248H141ZM203 247V246H202ZM87 248V247H86ZM105 248H107V246L105 247ZM147 248V247H146ZM234 248V247H233ZM232 248V249H233ZM93 249V247H91V250L89 249V251H97V250H92ZM94 249H98L97 247L96 248H94ZM109 249V248H108ZM113 249V248H112ZM145 249V248H144ZM231 249V250H232ZM235 249V248H234ZM237 249V248H236ZM245 249H247L246 251H244ZM250 249H252V248H250ZM222 250V249H221ZM86 251V250H85ZM104 251H105V249H104ZM113 251V250H112ZM114 251H116L115 249H114ZM113 251V252H114ZM125 251H127V250H125ZM138 251H136V252H138ZM147 251V250H146ZM149 251V250H148ZM255 251V250H254ZM133 252H135V251H133ZM143 252V251H142ZM237 252H238V250H237ZM239 252V253H240ZM245 252L247 253V254H245ZM128 253H130V252H128ZM235 253V252H234ZM243 253V254H242ZM102 254V253H101ZM105 254V253H104ZM103 254V258H104V255ZM140 254V253H139ZM144 254H145V252H144ZM147 254V253H146ZM151 254V253H150ZM254 254V253H253ZM33 255V256H32ZM91 255V254H90ZM115 255V254H114ZM35 256V257H34ZM93 256V255H92ZM230 256V255H229ZM236 256V255H235ZM259 256V255H258ZM127 257V256H126ZM137 257V256H136ZM142 257V256H141ZM141 257H140V259H141ZM254 257V256H253ZM113 258V257H112ZM122 258H124V257H122ZM149 258V257H148ZM147 258V259H148ZM106 259V258H105ZM77 260H78V262H77ZM100 260V259H99ZM107 260V259H106ZM149 260V259H148ZM245 260L244 261H242L241 260V263L243 264V262H245ZM94 261V260H93ZM150 261V260H149ZM249 261V260H248ZM101 262V261H100ZM102 262H105V261H102ZM127 262V261H126ZM238 262V261H237ZM250 262H251V260H250ZM249 262V263H250ZM151 263V262H150ZM218 264V263H217ZM228 264V263H227ZM237 264H239V263H237ZM244 264H248V262L247 263H244ZM251 264V263H250Z\"/></svg>", "mask_w": 264, "mask_h": 264}]
</instances>
